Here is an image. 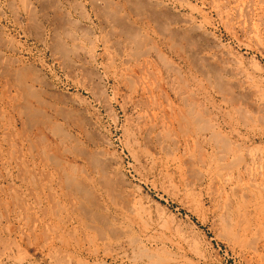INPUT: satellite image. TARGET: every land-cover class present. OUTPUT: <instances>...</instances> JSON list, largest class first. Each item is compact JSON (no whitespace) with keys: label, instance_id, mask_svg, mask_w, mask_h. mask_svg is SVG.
I'll use <instances>...</instances> for the list:
<instances>
[{"label":"rangeland","instance_id":"rangeland-1","mask_svg":"<svg viewBox=\"0 0 264 264\" xmlns=\"http://www.w3.org/2000/svg\"><path fill=\"white\" fill-rule=\"evenodd\" d=\"M109 1L0 0V264H264V0Z\"/></svg>","mask_w":264,"mask_h":264},{"label":"bare ground","instance_id":"bare-ground-1","mask_svg":"<svg viewBox=\"0 0 264 264\" xmlns=\"http://www.w3.org/2000/svg\"><path fill=\"white\" fill-rule=\"evenodd\" d=\"M104 1H105V0H104ZM110 1H111V0H110ZM110 1H109V2H110ZM148 2H149V1H148ZM130 3H131V2H130ZM95 4H96V3H95ZM127 4H128V3H127ZM156 7H157V6H156ZM162 7H164V6H162ZM155 14H156V13H155ZM157 15H158V14H157ZM155 16H156V15H155ZM163 16H165V15H163ZM127 24H128V23H127ZM119 26H120V24H119ZM199 26L201 27V25H199ZM193 27H194V26H193ZM193 27H192V29L189 30V31L193 32V31H192V30H193ZM189 29H190V28H189ZM194 29H195V28H194ZM202 29H203V28H202ZM166 30H167V29H166ZM194 31H195V30H194ZM185 32L189 33L188 31H185ZM191 32H190V33H191ZM204 32H205V31H204ZM67 33H68V32H67ZM183 34H184V32H183ZM195 34H196V33H195ZM68 35H69V34H68ZM191 35H192V34H191ZM196 35H197V34H196ZM69 36H70V35H69ZM177 36H178V35H177ZM184 36H185V35H184ZM186 36H187V35H186ZM186 36H185V37H186ZM143 37H144V36H143ZM140 38H141V37H140ZM64 40H65V39H64ZM202 48H203V47H202ZM199 57H200V56H199ZM218 57H220V56H218ZM216 58H217V57H216ZM164 59H165V58H164ZM207 59H208V58H207ZM210 59H213V58H210ZM210 59H208L207 62H208V61H209V62L211 61V63H215V64L218 66V64L216 63L215 60H214V62H212L213 60H210ZM217 59H219V58H217ZM221 59H223V58H220V60H221ZM220 60H219V61H220ZM223 60H225V59H223ZM200 62H201V61H200ZM198 63H199V62H198ZM211 63H209V64H211ZM222 63H223V62H222ZM222 63H221V65H222ZM224 63H225V62H224ZM200 64H202V63H200ZM215 64H214V65H215ZM205 65H206V63H205ZM207 65H208V64H207ZM223 65H224V64H223ZM208 66H209V65H208ZM219 66H220V65H219ZM203 67H204V66H203ZM210 67H212V66H209L208 68H210ZM213 67H214V66H213ZM225 67H226V66H225ZM205 68H206V67H205ZM214 68H215V67H214ZM218 68H219V67H218ZM220 68H221V66H220ZM79 69H80V68H79ZM204 70H205V69H204ZM218 70H219V69H217V71H218ZM226 70H227V69H226ZM217 71H213V74H214V72H217ZM203 72H204V71H203ZM206 72H207V71H206ZM208 72H209V71H208ZM218 72H219V71H218ZM226 72H227V71H226ZM211 73H212V71H211ZM12 74H13V73H12ZM208 74H209V73H208ZM215 74L218 76L217 73H215ZM220 75H222V73H221ZM13 76H14V75H13ZM214 78H216V77H214ZM214 80H215V79H214ZM218 80H219V79H218ZM218 80H216V81L218 82ZM219 82H220V81H219ZM221 83H222V82H221ZM229 83H230V82H229ZM229 83H228V84H229ZM222 84L224 85V83H222ZM230 84H231V83H230ZM228 86H230V85H228ZM225 87H227V86H225ZM228 88H231V89H232L233 87H227V89H228ZM249 88H250V87H249ZM224 89H225V88H224ZM219 90H220V89H219ZM247 90H248V89H247ZM217 91H218V90H217ZM224 91H226V90H224ZM250 92H251V91H250ZM244 93H245V92H244ZM246 93H249V92L247 91ZM249 94H250V93H249ZM224 95H225V94H224ZM55 100H56V99H55ZM256 105H257V104H256ZM257 106H258V105H257ZM239 107H240V106H239ZM257 108H259V107H257ZM43 112H44V111H43ZM197 116H198V115H197ZM183 117L186 118L184 115H183ZM184 120H185V119H184ZM186 120H187V122H188V119H186ZM190 121H191V120H190ZM196 121H197V120H196ZM149 125H150V124H149ZM151 126H152V125H151ZM167 127H168V126H167ZM159 133H160V132H159ZM196 133H197V132H196ZM155 135H156V134H155ZM216 139H217V138H216ZM156 140H157V139H156ZM149 144H150V143H149ZM182 155H183V154H182ZM95 156H96V155H94V157H95ZM220 156H221V155H220ZM96 157H97V156H96ZM218 158H220V157H218ZM94 159H95V158H94ZM94 159H93V160H94ZM95 161H96V160H95ZM104 165H105V164H104ZM92 168H93V167H92ZM89 170H90V169H89ZM112 171H114V170H112ZM106 172H108V171H106ZM115 173H116V172H115ZM85 175H86V174H85ZM85 175H84V176H85ZM110 175H111V174H110ZM100 176H101V175H100ZM100 176H99V177H100ZM101 177L103 178V176H101ZM102 178H101V179H102ZM106 178H107V176H106ZM110 178H112V177H110ZM115 178H116V177H115ZM115 178H114V179H115ZM101 179H100V180H101ZM107 179H108V178H107ZM77 181H78V180H77ZM79 184H80V183H79ZM104 186H105V185H104ZM104 191H105V190H104ZM224 193H225V192H224ZM96 196H97V195H96ZM109 196H110V195H109ZM83 201H84V200H83ZM90 206H91V205H90ZM95 208H96V207H95ZM94 210H95V209H94ZM109 221H110V220H109ZM118 225H119V224H118Z\"/></svg>","mask_w":264,"mask_h":264}]
</instances>
